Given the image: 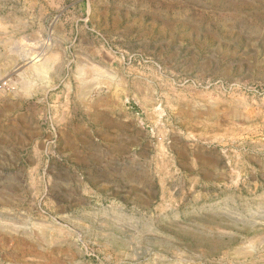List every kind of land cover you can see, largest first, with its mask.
Instances as JSON below:
<instances>
[{"label": "rangeland", "instance_id": "rangeland-1", "mask_svg": "<svg viewBox=\"0 0 264 264\" xmlns=\"http://www.w3.org/2000/svg\"><path fill=\"white\" fill-rule=\"evenodd\" d=\"M24 1L0 0L1 119L37 121L41 99L67 97L74 111L121 102L141 127L120 130L124 175L73 182L58 206L45 112L41 180L0 220V264H264V0H78V28L88 8L93 24L65 55L32 53L52 40L24 39Z\"/></svg>", "mask_w": 264, "mask_h": 264}, {"label": "crops", "instance_id": "crops-1", "mask_svg": "<svg viewBox=\"0 0 264 264\" xmlns=\"http://www.w3.org/2000/svg\"><path fill=\"white\" fill-rule=\"evenodd\" d=\"M24 2H26L24 6L26 11H22L21 18L18 17L26 24L24 30L27 33L24 39H37L42 44L47 39L52 40L48 47L43 46L32 53L65 55L71 49L77 50V47L84 46V35L87 29L89 30L90 24H93L90 19L92 12L89 8L84 12V18H79L83 20L79 29L76 18L78 0H69L65 4H62L61 0H25ZM0 17H4L1 12ZM32 23L34 26L31 27ZM5 30L9 32V25H5ZM4 39L6 41L4 45L7 47V41L14 40V37H9L7 34ZM61 40L65 42V47H60L58 44ZM0 45H3L1 41ZM5 53H8V50ZM41 101L44 109L35 114L37 121H22L17 116L14 121L12 112L6 113L3 120L0 117V128L5 131V136H9L12 129H17L19 132L25 131L31 138L29 142L18 144L16 148L7 139L0 144V220L13 210L23 212L24 207L17 205V196L23 190H29L26 186L29 182L37 181V178L41 180L37 169L41 165L40 154L45 130L40 120L47 111L54 114L59 124V156L49 164L50 170L47 175L49 181L53 183L52 195L58 200V206L61 203L57 190L60 191L65 187L68 191H82L81 186H73L72 183L84 181L93 184V176H103L105 173L120 177L128 167L125 154L116 155L115 152L124 150L127 145L120 130H140L139 113L126 110L121 102L111 100L84 99L80 101L84 110L76 111L67 109L70 103L67 97L64 99L47 97ZM25 154L26 157L19 158ZM104 157L107 163H104ZM135 161L134 167L139 169V160ZM53 186L56 187L55 190ZM2 224L3 222L0 221V231L5 229Z\"/></svg>", "mask_w": 264, "mask_h": 264}, {"label": "bare ground", "instance_id": "bare-ground-1", "mask_svg": "<svg viewBox=\"0 0 264 264\" xmlns=\"http://www.w3.org/2000/svg\"><path fill=\"white\" fill-rule=\"evenodd\" d=\"M50 125V124H49ZM53 129V132L56 134V136H57V130H56V128L54 127V128H52ZM57 140V137H56V139L54 140V141H52V142H55ZM48 142V141H47ZM50 144V143H49ZM51 147H53V146H51ZM47 152V151H46ZM47 157V156H46ZM53 157V156H52Z\"/></svg>", "mask_w": 264, "mask_h": 264}]
</instances>
